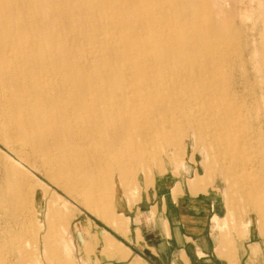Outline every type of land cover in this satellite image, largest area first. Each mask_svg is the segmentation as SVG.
Wrapping results in <instances>:
<instances>
[{
    "label": "rangeland",
    "instance_id": "374dc122",
    "mask_svg": "<svg viewBox=\"0 0 264 264\" xmlns=\"http://www.w3.org/2000/svg\"><path fill=\"white\" fill-rule=\"evenodd\" d=\"M28 1L0 0V9L14 5L22 22L35 21L37 46L65 69L55 80L97 106L84 135L88 165L65 175L73 192L42 162L27 165L47 188L43 202L26 201L39 226L38 245L31 232L20 239L37 252L29 264H96L98 232L129 245L117 232L134 225L143 198L146 212L170 192L195 189L221 209L213 219L221 246L253 239V264H264V0H41L37 9L38 0ZM119 127L122 145L106 150L101 133ZM3 170L0 159L1 196L9 190ZM44 236L53 249H44ZM17 237L2 233L0 259L20 255Z\"/></svg>",
    "mask_w": 264,
    "mask_h": 264
},
{
    "label": "bare ground",
    "instance_id": "6f19581e",
    "mask_svg": "<svg viewBox=\"0 0 264 264\" xmlns=\"http://www.w3.org/2000/svg\"><path fill=\"white\" fill-rule=\"evenodd\" d=\"M24 5L23 3L22 6ZM40 6H43V2L38 0L36 9L41 8ZM23 7L20 8L21 11L24 10ZM19 11L14 5L0 9V145L3 143L16 155L14 157L4 150L2 151L6 154L0 151L3 172L9 183V190L5 189L6 192L2 196L0 194V243L3 232H15L21 235L17 237L19 240L31 232L34 242L38 245L39 226L28 218L26 204L29 203L26 201L36 198L43 202L47 188L35 181L27 165L35 166L42 162L56 184L61 185L65 191L73 192V184L65 175L75 176L77 168L82 170L88 165L85 155L86 152L92 151L89 150L84 135L90 133L86 125L94 122L97 106L88 109L85 106L87 94L82 92L73 97L67 92V86L62 87V83L55 80L59 78L58 74L65 75V69L49 61L47 56L51 54L50 50L39 49L37 33L34 30L35 21L22 22ZM43 76L46 78L41 79ZM105 110L104 108L100 114L104 118L108 113V109ZM97 116L99 117V113ZM216 116H220V125L224 126L221 114ZM103 125L101 124V127ZM125 132V128L119 127L114 131L101 133L102 138L110 139L106 150L113 151L121 146ZM246 132L244 137L247 136ZM238 146L239 144L235 145L232 153ZM41 185L42 195L38 191ZM48 206L51 210L54 209L52 202ZM89 209L97 211L94 205ZM43 240L45 250L53 249V242L51 243L47 236H44ZM13 248L19 251L20 255L16 257L12 253L7 261L0 259V264H29L36 257L37 252L28 253L21 240Z\"/></svg>",
    "mask_w": 264,
    "mask_h": 264
},
{
    "label": "crops",
    "instance_id": "0c3cea01",
    "mask_svg": "<svg viewBox=\"0 0 264 264\" xmlns=\"http://www.w3.org/2000/svg\"><path fill=\"white\" fill-rule=\"evenodd\" d=\"M194 191L183 190L179 195L170 192L162 197L158 207L153 203L146 212L141 210L143 198L137 207L140 212L133 218L134 225L125 222L122 231L115 230L130 244L126 245L110 232H98L99 254H94L95 263L253 264L259 246L253 239L240 241L234 236V245L222 247L223 236L213 230V219L220 217L221 209L216 208L214 199L197 192L195 195ZM139 244L148 248L152 259L140 251Z\"/></svg>",
    "mask_w": 264,
    "mask_h": 264
}]
</instances>
